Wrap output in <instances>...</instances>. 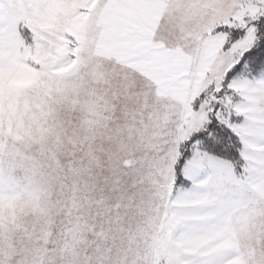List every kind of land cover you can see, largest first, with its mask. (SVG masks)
<instances>
[{
	"label": "snow or ice",
	"instance_id": "obj_1",
	"mask_svg": "<svg viewBox=\"0 0 264 264\" xmlns=\"http://www.w3.org/2000/svg\"><path fill=\"white\" fill-rule=\"evenodd\" d=\"M13 3L0 81L36 83L0 98V209L52 191L66 216L59 243L37 234L33 264H264V0H31L29 15ZM101 74L116 87L87 90L61 125L50 119ZM229 134L258 181L221 159ZM253 220L259 249L239 244ZM81 224L95 239L83 252ZM61 243L63 256L52 252ZM18 259L0 248V264Z\"/></svg>",
	"mask_w": 264,
	"mask_h": 264
},
{
	"label": "clouds",
	"instance_id": "obj_2",
	"mask_svg": "<svg viewBox=\"0 0 264 264\" xmlns=\"http://www.w3.org/2000/svg\"><path fill=\"white\" fill-rule=\"evenodd\" d=\"M13 11H17L23 15H29L31 9V0H14L12 5ZM39 26V25H37ZM89 72H97L96 67H92L88 70ZM107 71V70H105ZM105 85L110 88H115L116 84L103 79V74L100 75V83L97 84V78H85L82 82L79 97V102L75 98H65L63 101L58 102L56 106L51 110L50 119L56 121L57 125H61L66 116H73V111L79 112L84 104L85 94L89 89H99L100 91H106ZM69 124H72V120H69ZM66 131L61 127L60 132L56 134H49L46 137L47 143L50 147L55 148L60 142L61 135ZM2 215L0 220H8L9 223H13L14 226L7 232L0 231V248L11 247L12 250L19 255L17 264H33L34 257V242L37 238L38 233H43L45 236H51L54 233L55 239L54 244L60 242V236L58 229L62 224L66 216H63V207L58 204L55 198V193L49 191L45 194L42 201L39 203H24L16 209H0ZM150 227L145 221L137 223L138 229H147ZM91 228L84 230L81 224V235L77 239V245L81 252L90 250L92 244L95 243V239L92 238L89 233ZM67 234V233H66ZM29 237L32 238V245L29 246L26 243H21L22 240H27ZM15 242V247H13ZM239 244L246 248L255 247L259 249L261 247V240L259 239L257 232V223L255 220L249 224L244 225L240 230ZM66 248L61 243L58 248L52 249V252L56 255L63 256ZM67 251H73L69 248ZM94 255L95 253L92 252Z\"/></svg>",
	"mask_w": 264,
	"mask_h": 264
},
{
	"label": "rangeland",
	"instance_id": "obj_3",
	"mask_svg": "<svg viewBox=\"0 0 264 264\" xmlns=\"http://www.w3.org/2000/svg\"><path fill=\"white\" fill-rule=\"evenodd\" d=\"M8 19V12L4 7V0H0V24H3L4 22H6V20ZM259 78V77H256ZM241 80L243 79H249L246 77H241ZM35 81L30 78V77H24V78H20L14 82H12L9 85H5L2 81H0V98H2L6 92H18V91H22V90H26L29 88H32L35 86ZM235 123H243V119L242 118H235ZM239 139V137H238ZM240 141V139H239ZM259 142V141H257ZM241 143V151H240V159L242 161L241 164V168L240 170H236L235 166L233 164H231L230 162L226 161L223 159L224 163L228 165V169L231 173V175L235 176L237 179H240L241 177H243L245 175V168H249V172L247 173L248 178L251 181H258L261 178V171L259 168H253L250 164L246 163L242 153H244V146ZM185 189H188L191 187V183L190 182H186L185 186H182ZM0 215H2V210H0Z\"/></svg>",
	"mask_w": 264,
	"mask_h": 264
},
{
	"label": "trees",
	"instance_id": "obj_4",
	"mask_svg": "<svg viewBox=\"0 0 264 264\" xmlns=\"http://www.w3.org/2000/svg\"><path fill=\"white\" fill-rule=\"evenodd\" d=\"M251 79L252 77H246ZM229 148L231 149L230 155L227 158H221L233 164L236 170H240L242 161L240 159L241 143L235 135L229 134L228 138ZM186 184V183H185ZM185 186V185H183Z\"/></svg>",
	"mask_w": 264,
	"mask_h": 264
}]
</instances>
